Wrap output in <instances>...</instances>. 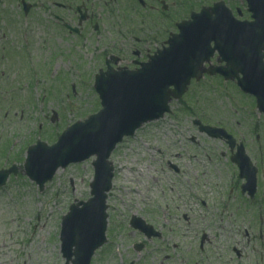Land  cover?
Wrapping results in <instances>:
<instances>
[{"label":"rangeland","instance_id":"obj_1","mask_svg":"<svg viewBox=\"0 0 264 264\" xmlns=\"http://www.w3.org/2000/svg\"><path fill=\"white\" fill-rule=\"evenodd\" d=\"M170 12L171 5L167 15ZM13 16L7 11L2 15L5 23L0 22V169L15 165L18 171L0 187V264H63L61 217L75 199L84 201L90 196L94 157L59 169L40 190L22 170L25 151L37 139L54 143L67 126L97 112L100 105L93 88L94 75L100 68L105 69V57L116 56L118 66L129 67L136 58L131 52L135 48H130L133 36H144L145 40L155 36L149 44L153 47L164 37L161 34L167 35L173 28L174 21H135L134 28L121 22L118 36L104 35L100 41L55 32L46 48L39 43L45 36L33 33L30 25L15 22ZM111 42L114 48H101ZM139 49L144 50L143 60L146 50L153 53L156 48ZM229 85L224 89L232 92L233 102L225 97L218 78L191 84L180 100L170 103V114L142 126L112 152L114 178L108 205L112 212L110 225H120V233L112 234L108 246L115 262L119 263L120 255V262L125 260L124 250L131 244L128 239H136L121 235L125 232L121 227L131 214L151 211L161 218L164 213L177 226L182 214H187L190 220L178 228L182 232L179 242L187 243L185 249L193 243L198 228L192 224L194 203L190 195L196 190V194L209 197L212 187L226 189L230 171L220 170L224 167L218 160L220 142L206 144L202 140L206 137L193 129L192 120L208 122L212 118L229 127L244 125L248 130L242 129L250 135L246 140H251L250 130L259 121L264 132V123L254 107H242L249 104L248 99ZM185 104L192 108V114L184 113ZM192 138L199 141L195 147L187 144ZM168 162L179 164L183 174L168 171ZM221 179L225 185H221ZM101 255L97 253L92 264H107V257Z\"/></svg>","mask_w":264,"mask_h":264},{"label":"flooded vegetation","instance_id":"obj_2","mask_svg":"<svg viewBox=\"0 0 264 264\" xmlns=\"http://www.w3.org/2000/svg\"><path fill=\"white\" fill-rule=\"evenodd\" d=\"M249 1L0 0V22L5 23L2 15L9 11L10 16L14 15L15 22H23L26 27L30 25L33 33L45 36L39 40V43L45 45L55 32L68 33L83 40L92 37L100 41L99 37L104 35L118 36L121 22L124 26L134 28L135 21L160 22L166 20V17L182 21L189 19L191 15L194 17L199 15L203 9L207 10L210 24L214 26L225 25V19L230 20V17L237 21L249 22L252 21V14L248 9ZM169 5L173 7V12L167 15ZM164 6L166 9H163ZM170 34L171 32L167 35L161 34V37H164L159 43H154L153 47L149 44L155 36H148V40H145L144 36L140 38L133 36L130 48H135L131 52L136 58L131 61L129 67L137 69L139 63L150 56V51L146 50L144 59L141 60L144 50L139 48H162ZM222 46V38L213 35L209 48L215 49L209 58L207 78L210 77V73L218 72L216 67H225L227 63L232 62L238 63V56L235 53L225 55L216 49ZM101 48L114 46L111 42ZM240 48H246V44L241 43ZM263 52L264 48L259 50L254 48L248 53L244 51L242 55L249 61L254 60L253 62L262 57L264 65ZM232 67H237V64H233ZM224 77V74L217 73L215 78L237 86V77H242V73H238L232 81L225 80ZM262 77L264 78V72ZM213 78L210 77L209 80L212 81ZM245 95L248 96V106L254 107L258 116L264 118V103H261L263 107L260 104L258 106L255 96L250 93ZM208 124L212 128L221 129L213 131L212 134L217 137H208L205 143L220 142L222 150L219 152L218 160L224 165L220 170L223 173L224 169L225 171L229 169L230 178L226 189L214 190L212 187L206 200L199 198L194 200L196 204L191 217L192 224L198 228V232L194 231L193 243L185 249V244L179 242L182 232L178 228L190 220L187 214H182V220L177 221L179 225L177 226L172 223L174 220L170 221L164 213L161 220L157 213L148 211L144 219L149 227L144 232L135 229L128 231V236L138 233L144 243L140 244L137 250L134 242L127 245V249L124 250L125 260L120 262L121 264H264V132L262 134L261 126L256 125L250 128L251 140H246L250 135L242 129L246 127L244 125L229 127L212 118ZM187 144L192 146L198 142L192 138ZM168 164L170 167L171 164L169 162ZM176 168L174 170L176 174H183L177 163ZM220 183L225 185L223 179ZM151 213L156 217H152ZM127 223L129 224V220Z\"/></svg>","mask_w":264,"mask_h":264},{"label":"water","instance_id":"obj_3","mask_svg":"<svg viewBox=\"0 0 264 264\" xmlns=\"http://www.w3.org/2000/svg\"><path fill=\"white\" fill-rule=\"evenodd\" d=\"M180 28L186 29V35L190 29L187 24H180ZM260 37L264 46V13ZM170 45L163 51L166 63H162L161 55L152 57L158 66L166 69V78L156 73L145 81L135 74L112 72L108 68L96 77L95 82L105 108L84 123L77 122L68 127L55 144L48 146L38 140L27 149L24 171L40 189L52 178L58 167L63 168L69 163L96 156L93 163L94 179L90 184L92 197L86 202L77 201L70 205L69 212L62 218L60 240L65 264L70 261L71 264H89L94 251L105 241V199L113 175L112 164L107 161L111 151L123 136L132 135L143 123L161 117L168 110L167 103L171 96L180 97L188 83V79L184 83L179 81L183 75L181 71L186 68L184 62L188 60V63H192L194 59L190 55L203 49L194 48L191 42L178 45L171 42ZM103 84L113 87L111 92L105 93ZM172 84L175 89L170 91L168 87ZM203 129L208 130L207 127ZM10 173H16L14 166L0 170V185L5 183Z\"/></svg>","mask_w":264,"mask_h":264}]
</instances>
